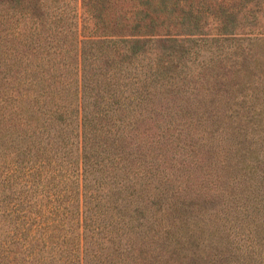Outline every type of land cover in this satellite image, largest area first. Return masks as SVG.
Segmentation results:
<instances>
[{
	"label": "trees",
	"instance_id": "obj_1",
	"mask_svg": "<svg viewBox=\"0 0 264 264\" xmlns=\"http://www.w3.org/2000/svg\"><path fill=\"white\" fill-rule=\"evenodd\" d=\"M122 1L130 3L128 10L119 7L106 26L103 13L97 16L98 0H81L103 23L100 33L81 35L67 0H0V264H143L142 252L163 237L153 236L147 224L156 223V212L167 213L162 204L172 199L161 185L168 175H161L155 143L171 125L167 107L196 120L197 81L203 92L214 85L243 99L249 84L261 99L264 30H245V23L258 20L242 12L246 1ZM106 2L100 0V7L109 15ZM254 2L262 8V0ZM229 41L238 46L219 54L225 64L207 58L205 70L193 76L199 43L210 49ZM256 77L260 82H252ZM257 108L245 116L247 124L264 128ZM233 130L244 136L241 125ZM205 141L209 151L217 145ZM260 141H252L254 148L229 141L241 143L243 153L231 151L224 167L238 175L228 179L235 181L234 191L254 194L246 215L252 222L262 205L264 210L255 187L263 180L255 181L253 160ZM181 223L190 237H178L176 261L192 262L201 244L219 251L221 264L235 260L221 224L202 239L203 224ZM255 232L264 237V219ZM246 254L245 264H259L253 252Z\"/></svg>",
	"mask_w": 264,
	"mask_h": 264
},
{
	"label": "rangeland",
	"instance_id": "obj_2",
	"mask_svg": "<svg viewBox=\"0 0 264 264\" xmlns=\"http://www.w3.org/2000/svg\"><path fill=\"white\" fill-rule=\"evenodd\" d=\"M67 1L69 2L67 10L70 14V21L74 27L77 26L82 33L81 35H86L88 31L95 30L100 33V24L103 23H100V20H94L91 14H88V10H84L81 0ZM245 1L246 4L237 2L235 5L239 3L245 5L242 8L244 14L251 12V15H258V20L254 19L249 23H245V25L249 24L248 27H245V30L248 28L252 31L264 30V1L262 0L260 6L262 8L256 6L255 0ZM129 4L128 1L122 0H110L109 4L106 2L105 7L110 10L108 15L105 9H101L100 0H98L97 8L99 14L97 16H100V12H102L104 25L108 26L113 22L118 8L122 7L128 10ZM0 25L1 30L5 23L0 21ZM206 31L209 30L206 29ZM199 44L201 49L194 63L193 76H197L198 72L205 70L204 66L207 67L208 65L205 62L207 58H214L213 62H216V66L225 64L226 61L223 60V56L217 58L219 54L222 51H232L233 53L238 46L233 42L231 43V41L213 43L210 49L207 45L202 46V43ZM194 57L195 55H192L189 59ZM223 72L226 73L227 69ZM258 79L260 78L256 77L252 82H260ZM261 79L262 90L259 93L261 97L259 101L256 100V97H253V88H249V84H247L248 89L246 91L248 95L243 99V94L238 95V93L230 90L229 92L228 90L224 91L225 87L217 92L219 88L217 87L216 91L214 85H205L206 91L203 92L201 84L204 83L197 81L194 91L195 95L198 94L197 101L199 103L192 107L196 112L195 116H197V119L191 122L187 118H181L182 114L179 108L173 107L170 110L167 107L169 113L165 114L164 118H169L171 114V125L168 127V133L162 141L160 143L156 141L155 143L160 145V152L162 153L160 166H163L164 171L162 170L161 175L163 173L168 175L167 181L165 180L164 182L163 180L161 185L166 188L168 197L171 195L172 199H169L166 204H162L167 213L161 211L159 214L156 212V223L147 224L146 228L153 233V236L161 234L163 237L160 239L156 237L154 242L152 241L151 249H146L145 252H142V256L145 258L141 261L143 264H221L219 263L221 261L218 254L219 251L214 253L208 244L200 245L197 257L192 262L183 261L182 259L181 261L175 260V252H177L175 243L178 237H190V234L185 232L181 222H186L190 225L195 222L203 224L205 232L202 235V239H207L208 230L215 229L213 226L215 222H217L218 228L219 224H221L222 235L230 237L229 247L232 249L231 252L235 254V260H233L232 264H245L248 259L246 261H243V259L247 257L246 253L250 252L254 253L257 259L256 263L264 264V237L261 236L258 239L255 232L257 222L264 219L263 205L259 209V214H254L253 222L251 221V216L246 218L247 213L251 209L253 210L255 206V202L252 200L255 196L252 194V198H249L250 193L244 194L241 191H234L235 181H228V179L238 175H233V172L228 170V168H224L225 165L231 164L229 162L231 151L237 149L241 152V143L236 146L233 145V142H246L254 148L255 144H252V141L256 143V140L260 139L262 143L256 145L259 151L258 159L253 158V160L254 164L257 165L258 172L255 181L263 180L259 186L261 188L255 186L261 191L260 194H257L259 196L258 200L264 202V128H260V125L263 124L257 122H255L256 127H252L251 121L249 120V124H247L248 118L245 117L252 111V106H257L258 110H262L264 116V75L261 76ZM230 103L234 104L233 112L229 115ZM72 104L73 107L72 105L71 107L74 108L75 112V102L72 101ZM240 105L244 106L240 107ZM201 115H203V118H201ZM262 123H264V119ZM237 125H241L245 129L243 137L233 130ZM208 139L217 144L210 149L211 151L203 147V144L206 143L205 140ZM153 151L156 152V149L151 150L149 155ZM155 158L157 161L156 156ZM153 166L156 167L154 164ZM233 191L237 192L236 196L227 198L226 195ZM247 200L250 202H247ZM190 215L191 217H189ZM222 235L221 238L224 239ZM202 256L204 257L199 259ZM128 264H137V261L128 262ZM251 264H255V262Z\"/></svg>",
	"mask_w": 264,
	"mask_h": 264
}]
</instances>
